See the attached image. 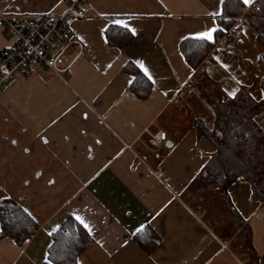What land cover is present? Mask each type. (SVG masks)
Wrapping results in <instances>:
<instances>
[{"label": "crops", "instance_id": "1", "mask_svg": "<svg viewBox=\"0 0 264 264\" xmlns=\"http://www.w3.org/2000/svg\"><path fill=\"white\" fill-rule=\"evenodd\" d=\"M65 1L0 0V12L14 21L60 16ZM222 4L79 0L86 16L69 20L76 41L67 56L70 74L34 66L0 95V116L7 120L0 121V141L16 131L30 147L28 154L5 152L0 206L14 200L39 225L21 246L0 240V264H44L51 234L67 215L87 224L91 236L79 264H264V202L253 200L243 178L225 192L203 178L215 147L199 125L212 131L216 115L180 50L183 40L217 29L221 14H213L222 13ZM111 26L133 34L124 51L107 43ZM235 27L244 37L227 35L202 66L222 99L246 87L260 101L264 46L241 19ZM13 43L0 24V55ZM128 62L153 85L145 100L128 90L134 78L124 71ZM255 121L264 131V106ZM159 131L167 139L155 144L152 135ZM26 155L36 157L31 165L47 172L50 186L67 192L65 200L54 204L25 193L29 182L18 173L32 171ZM147 230L160 240L150 252L137 240Z\"/></svg>", "mask_w": 264, "mask_h": 264}, {"label": "trees", "instance_id": "2", "mask_svg": "<svg viewBox=\"0 0 264 264\" xmlns=\"http://www.w3.org/2000/svg\"><path fill=\"white\" fill-rule=\"evenodd\" d=\"M239 19L264 46V0H257L253 8H248L242 0H224L222 14L216 18L218 27L213 40L187 38L180 43V50L195 72L193 84L205 94L216 115L212 131L199 125L200 133L215 147L203 178L224 192L236 179L243 178L251 186L253 200L264 202V131L255 121L264 106V77L262 100L257 101L246 87L235 96L222 99L218 85L209 79L202 66L216 47L226 42L227 35L233 41L244 37L241 27H235ZM105 37L109 46L121 51L134 38L129 30L117 26L106 29ZM124 71L134 77L128 90L141 100L147 99L153 86L150 80L132 62L124 66ZM38 227L35 218L16 201L7 200L0 206V240L10 238L21 246L34 236ZM51 239L44 264H79V256L91 244L89 232L71 215L51 234ZM137 240L145 244L148 252L160 242L148 230L139 234Z\"/></svg>", "mask_w": 264, "mask_h": 264}, {"label": "built area", "instance_id": "3", "mask_svg": "<svg viewBox=\"0 0 264 264\" xmlns=\"http://www.w3.org/2000/svg\"><path fill=\"white\" fill-rule=\"evenodd\" d=\"M65 4L66 11L60 16L42 14L21 21L11 20L0 12V24L6 35L14 39L0 55V91L14 79L16 72L30 74L33 65L57 75L70 74L71 63H67V56L76 41L69 20L83 18L86 12L79 6V0H66ZM166 139L167 134L163 131L152 135L155 144H162ZM155 174L162 179L163 173ZM223 246L228 245L224 242Z\"/></svg>", "mask_w": 264, "mask_h": 264}, {"label": "rangeland", "instance_id": "4", "mask_svg": "<svg viewBox=\"0 0 264 264\" xmlns=\"http://www.w3.org/2000/svg\"><path fill=\"white\" fill-rule=\"evenodd\" d=\"M34 66H36V65H33L31 67H34ZM19 76H25V75L21 74L20 72H16L14 75V79L2 91H0V95L2 93H4L5 90L7 89V87L14 80H16L17 77H19ZM5 116L6 115H4V113H1V116H0L1 123H7V120H5L6 122H4ZM13 132H15L13 137H10V135L7 134V135H5V137H3V140L0 141V150L2 151V152L0 151L1 152L0 153V163H2V164H4V163L6 164L7 153H5V152L6 151L10 152V150L13 148L14 149L17 148L20 151V154H28L26 152L30 147L28 148V146L24 142L26 140L24 138H22V134H20L19 132H16V131H13ZM0 133H2L1 129H0ZM2 142H6V144L2 145L1 144ZM26 156H28L27 157L28 161L27 160H25V161L30 164L32 171L30 173L27 171H24V172L19 171V173H18V175L21 178L23 177L24 180H26V181L28 180V182H29L28 185L25 186L26 187V189L24 190L25 193H26V190H27V192L35 191L38 193V196L36 195L34 198H36V197H38L39 199L46 198L47 201H50L52 199V202L54 204H57L58 202L65 200L66 196H67V192L64 193L63 192L64 190H62V188H59V187L55 188L52 185L50 186L49 184L51 183V179H49L50 176L47 174V172L44 169H40V168L38 170L37 164H35V166L31 165L32 161H34V159L36 157L30 156V155H26ZM9 162L10 161L8 159L7 163H9ZM21 165H22V162H21ZM35 170H37V171H35ZM12 174H16L15 170H14V172H12ZM17 181H20V179H17ZM23 183L25 184L26 182L23 181ZM55 191H56V193H55ZM30 192H29V194H30L29 197L32 198L33 196H31L32 193H30Z\"/></svg>", "mask_w": 264, "mask_h": 264}, {"label": "snow or ice", "instance_id": "5", "mask_svg": "<svg viewBox=\"0 0 264 264\" xmlns=\"http://www.w3.org/2000/svg\"><path fill=\"white\" fill-rule=\"evenodd\" d=\"M221 2H223V0H221ZM253 2H254V0H243V3L245 5H248V6H250ZM220 14H222V13L217 12V13H214L213 15H220ZM214 31H215V29H210V30H208V31H206L204 33L198 34L196 38L197 39H201V40H211L212 39V33ZM141 67L143 68V65L142 64H141ZM144 71H145V74L147 75L148 73H147V69L146 68H144ZM149 78L151 79L150 76H149ZM230 95L234 96L235 93H230ZM77 219H80V218L78 217ZM80 222L83 223L82 220ZM84 227L87 228L88 225L87 224H84ZM140 230H143V229L141 228Z\"/></svg>", "mask_w": 264, "mask_h": 264}]
</instances>
